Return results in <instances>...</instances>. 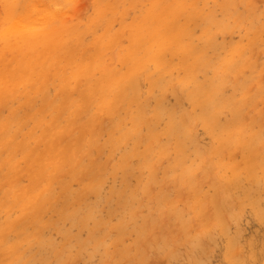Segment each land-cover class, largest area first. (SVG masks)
<instances>
[{"label": "bare ground", "instance_id": "1", "mask_svg": "<svg viewBox=\"0 0 264 264\" xmlns=\"http://www.w3.org/2000/svg\"><path fill=\"white\" fill-rule=\"evenodd\" d=\"M44 1L45 0H25L22 2L21 0H5L7 16L2 25L7 24V26L0 30V209L12 210L18 207L21 209V215L16 220L18 223L28 218L29 215L31 217V223L37 226L42 225L44 226L43 228L53 223L52 221L43 222L42 215L49 211H55V213L58 214L57 221L70 219L73 224L91 226L89 237L85 240H81L82 243L86 245V243L92 239H96L100 242L103 237L100 234L102 227H110L109 225H104L106 224V220L103 219L104 217L100 218L98 216V205L90 203L94 200L90 202L86 200V198H88L86 197L87 194L90 193L89 195H91L92 192L99 196L100 187L103 185L101 183L106 170V166H104L106 163L102 164L99 157L97 159L93 155L94 153L92 154V152H94L92 151L93 148H104L105 145L109 144L110 147H113V150H116L118 147L121 148L119 145L133 140V151H125L119 165L130 168L128 158L136 155L138 145L145 142L146 154H141L143 165L145 169L146 167L156 168V164H153L156 159L153 158L154 156H152V154L154 153V148L158 145V143L155 144V142L161 134L156 132L158 128L157 121L167 118V136L178 135V131L182 132L183 128H188L189 123H185V118L188 117L180 118L176 111L169 109L161 100L158 102L154 114H148L145 102L142 99V101H140L141 92L143 91L140 83L141 78L139 77L142 75L141 73L147 71L152 64L155 65L158 71H170L175 68L177 64L175 65L173 60L167 57L168 53L173 58L178 57L179 66L186 71V78H184L182 82H186L188 86L190 83L193 85V87L188 90V93L194 102L200 105L202 117H204L208 123L211 124V122H215V126L220 127L221 125H219L217 121L218 114L226 105L225 102L227 104L231 102L219 100L221 86L227 81V76L224 75L223 72L231 73L237 71L238 66L235 68L237 56L240 57L244 50L247 51L249 48L260 47L261 44L264 43V34L262 32V30H264V24H262V26H256L254 21L250 20L247 28L248 32L251 33V37H249L246 42L241 40L232 44L231 52L226 57L218 56L223 69H214L216 77L214 75L204 82H198L195 78L196 71L202 68L207 69V67H212V65L214 66L217 62H215V64L212 63L211 58L208 57V51L194 44V40L192 39L194 38V34L191 24L196 20H201L200 24L202 26H199L203 28L202 34L204 42L207 47L215 48L216 39L214 27L220 28L222 25L236 27L241 24V16L236 14L234 0L215 1L230 17H235L234 24L236 26L218 21L213 16L214 12L212 10L206 11V5L204 7L198 5L199 8L195 0H152L150 9L144 13L142 18L136 17L132 25L129 26L127 25L124 13L117 16V4H111L110 1H104L103 4V0H101V14L103 15V12L105 13L108 10L112 12L110 24L107 25V28L103 32H99L98 28L93 27L96 22L98 23L97 20H94L93 24L89 25V27L86 25L92 30L95 29L94 41L90 42L91 44H89L85 38L83 39L81 34L76 32L78 29L76 31L71 30L70 26H73L72 23L68 27L67 25L69 22L67 21V23L65 20L67 25H56L57 22L61 23L58 20L62 18L60 16H68L65 14L67 9L63 10L60 8H64L63 6H58L59 9L63 11L57 12L56 10L58 8L56 6L57 9L53 6L52 9L51 5L48 4L47 1V3ZM64 1L70 2V0ZM121 1L122 0H115L114 2L118 3ZM40 2L43 4V7L45 4L49 6L43 9L44 15L40 18L43 21L40 25H36L34 14H37L36 10H41L38 8ZM57 3L58 0L53 2V4ZM133 3L135 4L136 1L134 0ZM33 12L35 13L33 14ZM63 12L65 13L63 14ZM67 12L70 13L71 11L68 10ZM66 16H63V20L66 19L64 18ZM115 17H119L121 21L124 22L122 27H124L125 33L122 31L117 32L112 29L111 24ZM247 18L249 19V16ZM34 23L36 24L34 25ZM74 25L79 26L78 24ZM75 26H73L74 29L76 28ZM90 33L92 35V32ZM124 34H128L127 38H125ZM69 35L71 38L65 37ZM126 39L128 44H126ZM115 49H120L121 60L128 64V68L124 71L109 62V60H116L115 55L117 53L115 52L118 51H115ZM6 53H10V56H6ZM257 61L259 62V60ZM234 68V71L230 70ZM208 70L209 68L207 71ZM239 77H241V74H239ZM150 79L154 86L159 87L162 85L161 77L155 79L153 75L150 74ZM51 83L56 87L55 96H51L49 93L48 86H50L49 84ZM255 85H252V87ZM225 87L227 88L226 85ZM184 89L183 91H185ZM184 94L185 93H183V95ZM247 98L249 102H251L250 96H247ZM16 100H19V107L14 104ZM258 102H260V100ZM133 105H136V109H132ZM22 107L27 108L25 115H22L20 112L19 108ZM234 108L237 119L240 117L244 118L241 108L239 106ZM4 109L8 110L7 115L3 114ZM123 109L129 111L127 112V118L131 121L129 127L123 125L125 117L122 118L119 115ZM246 113L245 118L248 115ZM108 115L112 118L110 126L106 125L104 118ZM195 122H197V120ZM31 124H33V126H29ZM143 126L148 127V134L141 132ZM234 126L238 127V130L242 127L237 125ZM104 131H108V142L106 141V144H101L98 137L102 132L104 133ZM187 134H189L188 131ZM20 136H22V138ZM182 138L184 137H181V139ZM221 138L223 139L222 141L232 140L230 137L221 136ZM178 139L180 140V137ZM177 144V148L183 145L182 141H179ZM262 145L263 144H261V146ZM163 146L164 149H167L166 143L163 144ZM178 151L181 152L182 149L178 148ZM114 152L116 151H112L113 154ZM204 152L206 153L205 160H207L210 158L207 156L208 150ZM238 152L239 150H237V153ZM225 153H227V151ZM163 157L164 156L160 158L162 159ZM175 158L176 155L174 160ZM181 158L183 157H180V159ZM86 159L88 160L87 162ZM157 163L160 164L159 161ZM205 165L206 164H202V166ZM206 167L208 168L207 170H209L210 167L208 163ZM170 168L174 169L172 165ZM113 169L119 171V169L115 167ZM168 169L166 170L167 173L170 170ZM108 170H110V168ZM114 170H112V173ZM188 171L187 169L184 172L188 174ZM132 172L134 173V171ZM139 173H141L140 170ZM178 173L180 174L179 171ZM198 173L199 171L196 173L197 176L200 174ZM25 177H27L28 183L23 182ZM124 177L125 173L123 178ZM151 178L153 179V177H150V180ZM105 179L108 180L107 178ZM154 179L156 178L154 177ZM196 180L199 181L200 178L198 177ZM73 181H79L82 184L81 191L79 190V192H77V190H74L72 186ZM147 181L145 184L148 183ZM191 181H189V183H191ZM56 184H59L61 188L59 195L56 192ZM144 186L142 187L141 185L142 188H145ZM184 187L186 186L184 185ZM184 187H182L183 190H185ZM194 189L195 188H193V191ZM181 190L182 189H180V191ZM164 192L165 191H163V193ZM220 193H222V189L218 190V195ZM114 195L119 198L120 204L123 203L122 191L118 190ZM136 195L137 194H135V196ZM228 196L231 197L232 195ZM136 198L139 200L138 197ZM223 198L225 201L229 199V202L233 200H231V198H225L224 196ZM123 199L125 204L123 203L124 205L122 206L126 208L130 197H123ZM225 201L224 210L226 209V211L223 213L224 215H226L228 208L231 209V205L229 204V206L228 202L225 203ZM95 203H99V201ZM133 204L132 202V205ZM207 206L209 207V204ZM175 207L176 205L173 209ZM130 210L133 212V209ZM160 210L162 211V209L158 211ZM178 210L179 209H177V211ZM113 211H115V209L109 212L113 214L115 213ZM206 211H208V209ZM211 211H208L209 214H212L210 213ZM134 214L136 215V213ZM101 215L103 214L101 213ZM135 215H133V217ZM110 218L107 219L109 220ZM226 219L228 220L227 217ZM150 221L152 222V220ZM118 222L119 223H116L117 225H115V227L120 234L124 232L126 224L124 219ZM209 222H211V220H209ZM199 224L200 222L198 225ZM209 227H211V225ZM154 230L155 229L151 231L153 232ZM24 233L28 237L32 236L31 232ZM143 233H146V231ZM173 233L174 232L170 234L173 235ZM65 235L67 237L72 236L69 231L66 232ZM4 237H6L5 234H0V255L12 259V262L5 264H14L15 261L20 258L22 248L19 244L6 245V238ZM197 237L201 238L202 236L200 235ZM153 239L155 240L156 238ZM162 241L164 240L162 239ZM5 253L9 256L5 255ZM11 256L14 257L12 258Z\"/></svg>", "mask_w": 264, "mask_h": 264}, {"label": "rangeland", "instance_id": "2", "mask_svg": "<svg viewBox=\"0 0 264 264\" xmlns=\"http://www.w3.org/2000/svg\"><path fill=\"white\" fill-rule=\"evenodd\" d=\"M21 1L24 2L25 0ZM46 1L51 5L52 9L53 7H57V12L66 9L67 11H71L70 13L67 11L66 13L63 12V14L65 13L68 16L63 15L66 16L64 20L63 16H60L62 18L58 17L59 19H57L61 23L56 21V25H67V21L69 22H67L68 27L71 23L73 26H75L74 24H78L79 26L76 25L75 29L73 26H70L71 30L76 31L78 29L76 32L81 34L83 39L85 38L89 44L94 41L95 37V29L92 30L88 28L89 25L93 24L94 20H97L98 23L96 22L93 27L98 28L99 32L105 31L107 25L110 24L112 12L108 10L105 13L103 12V15L101 14V0H70V2L58 0L57 4H53L55 0H45L44 2L47 3ZM104 1L117 4V16L124 13L127 25L129 26L132 25L136 17L142 18L144 13L152 6V0H135V4L133 3L134 0H122L118 3H115V0H103V4ZM41 2L38 4V8L41 10H36L37 14L33 12V14L35 13L34 17L37 23H34V25H40L43 21L40 19L44 15L43 9L49 6L45 4L43 7ZM195 2L196 5L200 7L206 5L207 8L205 10H212L214 12L213 16L218 21L236 26L234 24L235 17H230L215 0H195ZM58 6H63L64 8L60 7L63 10L59 9ZM234 7L236 9V14L241 16V24L236 27H227L226 25H222L220 28L214 27L216 39L215 48L206 46L202 34L203 28H201L202 25L200 24L201 20H196L191 24L194 34V38H192L194 44L208 51V57L211 58L212 63L215 64V62H217L214 66L212 65L213 68L211 66L207 67V69L209 68V72L206 68L196 71L195 78L198 82H204L214 75L216 77L214 69H223L218 56L226 57L231 52L232 44L241 40L246 42L248 38L251 37V33L248 32L247 28L250 20H253L256 26H262V24H264V0H234ZM6 16L5 0H0V30L7 26V24L2 25L6 20ZM248 16L249 19L247 18ZM123 23L124 22H122L119 17L113 18L111 24L112 29L117 32L122 31L125 33L124 27H122ZM90 32H92V35ZM262 32L264 34V30H262ZM124 36L127 38L128 34H124ZM65 37L71 38L70 35ZM126 44H128L127 39ZM115 51H118L115 52L117 53L115 55L116 60H109V62L119 69H122V71L126 70L128 64L121 60L120 49H115ZM5 55L10 56V53H6ZM167 57L172 59L175 65L177 64L172 70L158 71L155 65L152 64L150 65L151 68L149 67L147 71L141 73L142 75L140 74L141 76L139 77L141 78V82H139L143 90L141 92L140 101L143 100L145 102L148 114L153 115L158 102L161 100L169 109L176 111L180 118L188 117L185 118V123L187 122V124H190H188V128H183L182 132L178 131V135L167 136V118L157 121L158 128L156 132L161 134L159 136L160 139L158 138L155 142V144L158 143V145H156L154 153L152 154V156H154L153 158L156 159L153 163L156 164V168L146 167L145 169L143 165L142 155L146 154L145 142L138 145L136 155L128 158L130 168L119 165L124 152L133 151V140L119 145L121 148L118 147L116 150H113V147H110L109 144L105 145L104 148H93L92 151L94 152H92V154L94 153L93 155L97 159L99 157L102 164L106 163L104 165L106 166V177L104 175L99 196L93 192L91 195H89L90 193H86V197H88L86 200L88 202L94 200L90 203L98 205L97 214L100 218L104 217L103 219L106 220V224L104 225L110 226L109 228L108 226L102 227L100 234L103 237L100 242L96 239H92L84 245L81 240H85L89 237L91 226L73 224L70 219L57 221L58 214H56L55 211H49L42 215L43 222H53L52 225L43 228L44 226L42 225L37 226L31 223V217L29 215L28 218L18 223L16 220L21 215V209L18 207L12 210L0 209V234L6 235V237H4L6 238V245L19 244L22 248L21 256L14 264H264V78H262L264 77V43H262L260 47L249 48L247 51L244 50L240 57L237 56L235 66V68L238 66L237 71H234V68L230 69L234 72H223V74L227 76V81L221 86L219 100L231 102L228 103L229 105L225 102L226 105L218 114L217 121L218 124L221 125L220 127H216L215 122H211V124L208 123L205 118L202 117L200 105L196 104L188 93V90L192 88L193 85L190 83L188 86L186 82H182V80L186 78V71L179 66V58H173L169 53ZM257 60H259V62ZM150 74H152L155 79L161 77L162 85L159 87L154 86L150 79ZM239 74H241V77H239ZM49 85V93L51 96H55L56 87L52 85V83ZM252 85L255 86L252 87ZM183 89L185 91H183ZM183 93L185 94L183 95ZM247 96H250L251 102H249ZM259 100L260 102H258ZM18 103L19 100H16L14 102L15 106H18ZM238 106L241 108L244 118L240 117L237 119V116H235L234 107ZM132 107V109H136V105ZM19 109L21 114L25 115L27 108L22 107ZM127 112L129 111L123 109L119 115L122 118L125 117L123 125L129 127L131 121L127 118ZM245 113L248 114L246 118ZM3 114L7 115L8 110L4 109ZM104 118L106 125L110 126L112 123L111 116L108 115ZM196 120L197 122H195ZM234 125L242 127L238 130V127ZM29 126H33V124ZM142 129V133L148 134L149 129L147 126H143ZM187 131L190 135L187 134ZM221 136L230 137L232 140L222 141L223 139ZM20 137L22 138V136ZM99 137V142L101 144H106L109 137L108 131L102 132ZM179 137L180 140L178 139ZM181 137L184 138L181 139ZM178 140L183 143V145H181L182 147H178L182 149V153L179 152L177 148ZM164 141L169 151L164 149ZM261 144L263 145L261 146ZM111 150L116 152L113 154ZM206 150H208L207 156L210 157L207 160H205L206 153L204 152ZM237 150H239L238 153ZM226 151L227 153H225ZM175 155L176 161L174 160ZM162 156L164 157L161 159L160 157ZM180 157L183 158L180 159ZM157 160L160 164L157 163ZM87 161L86 159V162ZM206 162L210 167L209 170H207ZM201 163L206 165L202 166ZM115 165L119 167L117 168ZM171 165L174 169L170 168ZM113 166L119 169V171L114 170ZM109 168L110 170H108ZM167 169L169 170L168 173L166 171ZM187 169L189 170L188 174L184 172ZM112 170H114L113 173ZM139 170L141 173H139ZM132 171H134V173ZM197 171L200 173H198V176L196 175ZM124 173L126 178H123ZM150 177H153V179L151 178L150 180ZM154 177L156 179H154ZM198 177L201 181L196 180ZM188 180L191 181V183H189ZM146 181L148 182L146 183L147 185L145 184ZM23 182L28 183L27 177L23 179ZM141 185L142 187L145 185L144 187L147 188H142ZM184 185L186 187H184ZM72 186L77 192L82 189V184L79 181H73ZM182 187H184L185 190H183ZM193 188H195L194 191ZM115 189L116 191H122V202L124 204L125 201L123 197H130L126 208L122 206L124 205L123 203L120 204L119 198L114 195L116 194ZM144 189L145 191L143 192ZM180 189L183 191H180ZM221 189L222 193L219 194V199L218 190ZM60 190V185L56 184V192L58 195L60 194ZM163 191L165 192L163 193ZM135 194L137 195L135 196ZM228 195L232 196L229 197ZM223 196L225 198H231V200L233 199L234 201L232 200L233 202H229V199V201H225ZM136 197H138L139 200H137ZM223 200L225 203L228 202V205H231L230 209L226 204L228 208L226 215L223 214L226 211V209L224 210L225 204ZM97 201H99V203H95ZM132 202L134 203L133 205ZM175 205L176 207L174 210L173 207ZM114 209L115 211L113 212L115 213L112 214V212H109ZM130 209H133V212ZM159 209H162V211H158ZM177 209L179 210L177 211ZM207 209L208 211L212 209L210 212L212 214H209V212L206 211ZM174 211L177 212L175 213ZM101 213L103 215H101ZM134 213H136V215ZM133 215L135 216L133 217ZM106 216L110 218L109 220L111 222ZM122 219L125 220L126 227L124 232L119 234L115 225ZM150 220H152V222ZM209 220H211L212 223L209 222ZM199 222L200 224L198 225ZM208 225H211V227ZM153 229L155 230L152 232L151 230ZM170 230L174 232L173 235H171L172 232ZM68 231L71 232V237L65 235ZM144 231H146V233H143ZM24 232H31L32 236L28 237ZM199 234L202 236L201 238L197 237L200 236ZM162 239L164 241H162ZM5 255L9 256L7 253H5ZM11 257L13 258L14 256ZM9 262H12V259L0 255V264Z\"/></svg>", "mask_w": 264, "mask_h": 264}]
</instances>
